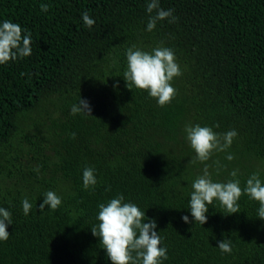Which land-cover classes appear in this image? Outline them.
I'll return each instance as SVG.
<instances>
[{
	"label": "trees",
	"instance_id": "trees-1",
	"mask_svg": "<svg viewBox=\"0 0 264 264\" xmlns=\"http://www.w3.org/2000/svg\"><path fill=\"white\" fill-rule=\"evenodd\" d=\"M149 2L0 0V23L32 33L31 56L0 65V207L13 221L0 264H112L91 227L98 205L118 194L156 221L168 249L163 264H264L258 201L243 195L235 214L214 201L207 223L195 222L191 185L203 164L189 163L195 152L184 131L188 124L236 130L227 152L213 156L227 166L219 175L213 167V180L227 181L236 169L242 188L253 173L264 180V0H160L178 19L151 32ZM132 45L175 51L182 75L170 104L126 86ZM80 98L93 117L71 114ZM86 167L96 170L94 190L83 187ZM49 190L62 204L40 211ZM225 239L231 254L218 248Z\"/></svg>",
	"mask_w": 264,
	"mask_h": 264
},
{
	"label": "clouds",
	"instance_id": "clouds-1",
	"mask_svg": "<svg viewBox=\"0 0 264 264\" xmlns=\"http://www.w3.org/2000/svg\"><path fill=\"white\" fill-rule=\"evenodd\" d=\"M48 9L49 5L41 4L42 11L47 12ZM146 10L149 13L147 23L149 32L156 28L158 21L167 19L169 23H175L178 19L173 14L174 9L165 10L160 6V0H150ZM82 18L88 28L95 24V20L87 12ZM31 44L32 33L23 29L20 24L11 20L0 23V65L31 56ZM126 61L123 78L128 89L132 90L135 87L147 91L161 107L172 102L178 94L172 82L175 77L182 75L173 49L161 45L148 52L132 45L126 50ZM118 86L117 82L114 87ZM91 113L90 104L81 98L71 107L73 116L77 114L92 116ZM215 127L218 128L219 124ZM184 131L187 141L195 152V156L189 163L203 164L202 174L198 175L191 185L193 190L190 193L188 208L195 222L201 225L207 223L209 206L213 205L214 201H218L228 214L240 212L239 201L243 195L259 202L258 217L264 220V180L261 179L259 172L251 174L243 188L238 178V169L230 172L231 179L227 181L213 180L211 171L213 167H215L216 175L220 174L222 168H227L220 163L219 159L213 160V156L227 152L238 135L237 131L217 133L213 127L199 124H188ZM71 135L75 139L76 134ZM226 159L232 161L235 157L229 153ZM209 161L212 163H208ZM34 170L39 171L38 168ZM82 178L85 190L95 189L98 180L94 167H86ZM61 204L62 198L49 190L44 193V200L39 205V210L44 211L48 207L55 211ZM22 206L24 214L28 215L32 204L27 197L22 200ZM98 208V223L91 227V232L100 238L101 245L106 249L107 257L112 264H163L168 259L167 247H161L162 237L156 231V221L146 217V213L137 204L126 202L124 195L118 194L108 202L100 203ZM182 219L185 223H191L187 215ZM145 220L149 222L146 223ZM12 223L11 212L0 207V241L9 239L10 233L7 229ZM218 248L223 253L231 254L233 242L231 239L219 241Z\"/></svg>",
	"mask_w": 264,
	"mask_h": 264
}]
</instances>
